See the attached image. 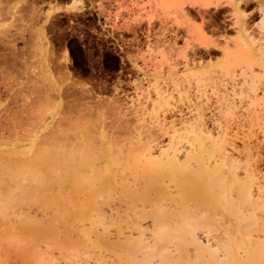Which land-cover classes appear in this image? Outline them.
<instances>
[{"label": "rangeland", "instance_id": "rangeland-1", "mask_svg": "<svg viewBox=\"0 0 264 264\" xmlns=\"http://www.w3.org/2000/svg\"><path fill=\"white\" fill-rule=\"evenodd\" d=\"M214 26L226 29L229 50H234L231 40L237 36L258 48L264 41V0H0V237H5L0 245H6L0 246V264L11 260L20 264L16 244L23 236L25 219L32 228L36 224L46 232L65 234L68 240L74 236L70 241L79 245V254L85 252L81 230L94 244V239H103L94 231L98 235L104 231V239L113 241L114 232L119 235V228L128 230L136 221H143L145 228L146 214L164 206L168 212L181 208L178 213H183L180 221L185 228H180L186 232L190 226L195 231L194 109L200 91L206 90L215 101L210 91L229 87L224 74L229 69L237 73L253 69L264 82V61L256 64L246 57L220 66L225 44L222 35L212 33ZM216 37H222L217 40L222 45L211 44ZM209 111L206 108L205 117ZM28 167L37 171L32 174L30 169L34 179ZM186 169L192 170L194 180L185 175ZM79 175L94 188L86 187ZM71 178L77 183L81 179L80 184L69 183ZM124 214H130L131 220ZM138 214L145 219L139 216L138 220ZM32 215L34 219L28 218ZM170 219L166 216L167 222ZM98 222L101 228L95 227ZM216 223L212 228H218ZM105 226L112 237L106 235ZM221 230L214 231L218 237ZM12 236L15 245L6 239ZM97 244L102 250L121 251L119 245H109L110 249L107 243ZM102 250L101 256L106 257L107 251ZM188 254L181 256L190 260Z\"/></svg>", "mask_w": 264, "mask_h": 264}, {"label": "bare ground", "instance_id": "bare-ground-1", "mask_svg": "<svg viewBox=\"0 0 264 264\" xmlns=\"http://www.w3.org/2000/svg\"><path fill=\"white\" fill-rule=\"evenodd\" d=\"M201 19L203 20L204 18L201 16ZM233 24H234V22H232V25ZM237 29H238V35H240L242 29L240 26H238ZM211 31L216 36L222 35L223 42L225 44V47L223 48V54H222L224 60H223V62H221V65H220L221 67H225L231 61H234L237 59L242 60L246 57L248 58L249 61H251L253 63H256V64H258L260 62L263 63V61H264V41H261V42H263L261 44H257L258 48H256L254 43H251V41H246L245 38H240V36H237L236 38H234V40H231V43L233 44V46L232 45L231 46L234 47V50H231V49L229 50L228 49V46H230V44L228 42L229 40L227 41V39L225 37L226 29L224 30V29H220L219 27L214 26L213 30H211ZM222 37H219L216 40L214 39V41L212 40L211 44H214L215 42L217 43V40L218 39L221 40ZM256 41H258V40H256ZM218 43H219V41H218ZM220 45H222V42ZM232 47H230V48H232ZM247 70L248 69L239 70L238 73L233 69H229L226 72H224L222 70L224 72V74L226 76L228 75V77H229V78L227 77L230 80L229 82L231 83V84H229V82H228L229 90H228V88H226L227 86H224V89H222L221 91H219L220 89L216 91V89H218V88L215 87L216 88L215 91L214 90L210 91V92H212V94L216 95V96L214 95L216 97V100L212 102V98L209 99L207 97V95L205 93L206 90L204 91L203 89H201L200 94L198 96V100H197V106H195L196 108L194 107L195 108L194 109V111H195L194 117L196 120L195 121V132H196V141L195 142L196 143L194 146V148H195V154L194 155H195V158H197V160L195 159L196 160V162H195L196 168L194 171L195 173H193L192 176H193V178L195 177V180L191 176L192 170H191V172H189L190 169L189 170L186 169V171H185L186 174L184 172H182V173H183V176L189 174V176H187V177L189 178L191 176V178L195 181L193 183L196 184V199H195V201H196V205H195L196 206V216L195 217H196V221H197L196 222L197 228L194 229L196 232L193 231L192 227H190V226L189 227L191 228L192 231L191 230L188 231L189 227H186V230H187L186 232L181 229V228L184 229L185 227H182V225H181L180 219L182 220V218L180 216H182L183 213L180 216H179V213L181 212L180 207H182L183 205L180 206L181 204L179 203L180 207L179 206L178 207L180 209H178V210L171 209L170 212H168L169 210L166 209L167 208L166 206H164V208L166 209L165 210L166 212L161 211V210H164V208L163 209L159 208V210H158L159 212L154 211L155 208L153 210H150V211H152V213L151 212L148 213L149 216H150V214H151V216H153L155 214L154 217L155 218L158 217V219H155L154 217L151 218L148 216V214H146V217H147L146 220L149 221L150 224L148 223V225H150V226H148L146 223V224H144L145 228H142L143 227V221L142 222L136 221L133 226L131 225L133 227V229H131V226H130V229L127 228L128 230L125 229V230H123L125 232H123L122 228L120 229L119 226L117 224H115L116 226H118L119 232L120 231L121 232L119 235H116V232H114V231L117 229H115L113 231L115 233L114 234L115 238L114 237H113L114 239L111 238V239H113V241L109 240V238L104 239V237H106V236H104L105 235L104 231L103 232L100 231L101 236L98 235L99 234L98 232L94 231L93 233H95V234L97 233L96 237L98 236V238L99 237L103 238V239H101V240L99 239L97 241H95L97 238L94 239V242H95V244H94L92 241L93 239H90V237H88L89 235L87 236L85 233H83L85 231L81 230L82 231L81 237L83 239L81 241L84 242L83 246L85 249L84 248L83 249L85 252H83V250H82L83 253L79 254V251H80L79 245L78 244H71L72 242L70 241V240H72V238H75L74 236L70 240H68V237L63 236L65 234L62 235L61 233H59V234H61V236L60 235L58 236L57 235L58 233L52 234V232L51 233H49L48 231L46 232V229H43V227L40 228L39 226H36V224H34V227L32 228V226H30L28 224L29 219L28 220L25 219V223L23 222L24 220L22 221V223H23V225H22L23 226V228H22L23 236L21 237V235H18V237H21V239L20 238H18V240L14 239V242H13V244L15 243V240H17L19 242V244L18 243L16 244V246L18 245L17 246L18 248L16 246L15 247L17 249V252L20 251L18 253V255H19L18 261L20 262V260H21L20 264H107V263H105L106 259H104L107 257H109V258L111 257L110 260L107 258L108 264H109V261H110V264L111 263L112 264H189V262L191 264H195V263L196 264H264V82L262 83L259 80V77H260L259 73L260 72L259 73L255 72V70H253V69H250L249 72H246ZM223 84H225V83H223ZM206 108H209L210 109L209 114L211 113L210 116H208V117H205ZM181 116L182 115H180V117ZM185 148H187V147H185ZM183 151H184V149H183ZM42 153H43V151H42ZM186 153L188 154V152H186ZM178 154H180V153H178ZM191 154H192V152H191ZM33 159H35V158H33ZM187 159H188V157H187ZM41 160H43V159H41ZM185 161H187V160H185ZM189 162H190V160H189ZM179 163H181V162H179ZM184 163H186V162H184ZM176 165H175V167H176ZM12 166H13V168L15 167L14 165H12ZM20 166H21V164H20ZM180 166H182V164ZM10 167H11V164H10ZM49 167H51V166H49ZM160 168H162V167H160ZM180 168H182V167H180ZM30 169L32 170V168L28 167V170H30ZM192 169H194V168H192ZM31 170L29 171L30 174H31ZM37 170H39V169H37ZM178 170L176 173H178ZM34 171L35 170H32V174ZM35 172L37 173V171H35ZM162 172L164 173L163 170H162ZM32 174H31V177L34 179L35 176L33 175L34 176L33 177ZM165 174H167V173H165ZM25 176H26V174H25ZM154 176H155V174H154ZM9 177H10V175H9ZM17 177H16V179H17ZM79 177L82 179V181H81V179H80V181L83 182V177H81L80 175H79ZM66 178H68V177H66ZM153 179H154V177H153ZM70 180H72V182L69 181V183L74 182V183H76V186L78 183L80 184L79 179H77L79 181L78 183H77V181H74V178H71ZM151 180H152V178H151ZM46 183L47 182H45V184ZM83 183H85L86 187H88L89 184L87 182H83ZM17 184H19V182H17ZM22 184H23V182H22ZM22 184H20V185H22ZM46 185L50 186L48 184H46ZM78 186H79V188L80 187L82 188L84 185H82V186L78 185ZM89 186H92V185H89ZM101 186H103V185H101ZM152 186H154V184H152ZM174 186H177V185H174ZM39 187L40 186H38V188ZM74 188L76 189L75 185H74ZM101 189H102V187H101ZM184 189L186 190L187 188H184ZM23 190H25V189H23ZM134 190H135V188H134ZM44 191H45V189H44ZM69 191L71 192V190H69ZM155 191H157V190H155ZM96 192L98 193V191H96ZM185 192H188V190H186ZM47 193L49 194L48 191H47ZM80 193H81V191H80ZM80 193L76 194V195L81 196ZM86 193H87V189H86ZM178 193H179V191H178ZM189 193H191V191ZM35 194H36V192H35ZM176 194H177V192H176ZM22 195H25V193L24 194L22 193ZM22 195L20 196V193H19L18 197L20 196V198H23L24 196L22 197ZM121 195H123V194H121ZM86 196H87V194H86ZM90 196H92V195H90ZM18 197L15 198V199H17L16 201H19ZM39 197L40 196H38L37 198H39ZM132 197H134V195ZM174 198H176V197H174ZM95 199L96 198H94L93 200H95ZM132 199H135V198H132ZM173 199H171V200H173ZM27 200L29 201V199H27ZM65 200H66V198H65ZM8 201H9V199H8ZM8 201H4V202L9 204L11 201L10 202H8ZM44 201H46V200H44ZM107 201H108V199H107ZM132 201H134V200H132ZM179 201H180V199H178V202ZM94 202H96V201H94ZM163 202H164V200H163ZM18 203H20V202H18ZM165 203H167V202H165ZM183 203L185 205V202H183ZM4 205H5V203H4ZM12 205H13V203L10 205V209H11ZM29 205H30V203H29ZM31 206H35V205H31ZM40 206H41V204H40ZM57 206H58V204H57ZM0 207H2V205ZM13 207H15V206H13ZM41 207H40V209H41ZM188 207H190V206H188ZM44 208H42V209H44ZM129 208L127 209V207H125V211H130ZM146 208L150 209L148 207H146ZM8 209H9V207H8ZM38 209H36V210H38ZM45 209H48V208H45ZM26 210H28V209H26ZM114 210H116V208ZM117 210H120V209H117ZM122 210L124 211V209H122ZM192 210H194V208ZM4 211H5V209H4ZM8 211H10V210H8ZM12 211L14 213V210H12ZM46 211L49 212V210H46ZM52 211H54V209H52L49 212V213H51L50 215H52V213H53ZM70 211H72V210H70ZM178 211H179V213H178ZM21 212H24V211H21ZM60 212H61V210H60ZM116 212H118V211H116ZM74 213H72L71 215H73ZM2 214H3V212H2ZM6 214L7 213L5 212V216H6ZM15 214L18 215L19 213L17 212V213H14V215ZM23 214H21L22 217H23ZM84 214H85V211H84ZM84 214H81V215H84ZM112 214H109V215H112ZM163 214H165V215H163ZM170 214H171V217L174 216L172 219H170ZM99 215L100 214H98V216ZM126 215H127V219H128L129 218L128 216L130 214L129 215L126 214ZM217 215L219 217H217ZM7 216H8V214H7ZM10 216H8L7 218H10ZM53 216L55 217V215H53ZM122 216H123V214H122ZM139 216H141V218H144L145 215L142 217V214H140V215L138 214V220L140 218ZM166 216H167V219L168 218L170 219V220H168L170 222H167ZM186 216H187V214H186ZM6 217H5V220L7 221ZM11 217L13 218V215ZM31 217H32V219H34L33 215L30 217L28 216V218H31ZM54 217H52V218L55 219ZM95 217L96 216H94L93 218H95ZM178 217H180L179 220H177ZM193 217L190 219L195 218V217L194 218ZM26 218H27V216H26ZM45 218H47V216ZM56 218L59 221L60 218L59 219H58V217H56ZM190 219H189V221H190ZM18 220L20 222V219H18ZM50 220L53 223H56L51 218H50ZM111 220H114V218ZM146 220H144V223L147 222ZM171 220H173V221H171ZM31 221H33V220H31ZM152 221H154V223ZM3 222H4V220H3ZM11 222L13 223L12 220H11ZM33 222H35V221H33ZM36 222L41 223L40 220L36 221ZM99 222H98V224H96L97 222L95 223L96 224L95 227H97V226H99L100 228L102 227L99 225ZM12 223L9 222L10 225ZM59 223H60V221H59ZM102 223H104V222H102ZM215 223L218 224L216 226L219 228V230H220V228L221 229L223 228V230H221V232L223 231L222 232L223 234L221 235V233L219 232V234L221 235V236L219 235V237H218L217 232H214L218 228H212V227H214ZM9 224L7 222V226ZM46 224H48V223H46ZM14 225L18 226V225H16V223H14ZM104 225L105 224H103V226ZM194 225H195V223H194ZM4 226L5 225H3V227ZM60 226H62V225H60ZM107 226H112V225H107ZM180 226H181V228H180ZM21 227H17V228H21ZM63 227L65 228L66 226H62L60 228H63ZM72 227L77 228L78 226L76 227L74 225ZM99 227H97V228H99ZM10 228H9V230H10ZM37 228H39V229H37ZM114 228H116V227H114ZM42 229L45 230L44 233H43ZM103 229H104V227H103ZM107 229H110V228L107 227ZM107 229L105 226V229H104L105 232L108 231ZM111 230H113V229H111ZM66 231H68L67 228H66ZM66 231H64L62 233H65ZM68 233L69 232H67V235H68ZM77 234H79V233H77ZM106 235L108 237L109 236L112 237L113 233L110 234V233L106 232ZM1 236H2V234H1ZM3 237H4V235H3ZM3 237H0V239ZM8 237H6V239L8 240V243H10L11 242L10 240L13 239L14 236H12V238H8ZM10 237H11V233H10ZM76 237H78V236H76ZM19 239H20V241H19ZM4 240H5V237H4ZM74 240H76V239H74ZM98 241H100V242H98ZM6 242L7 241H5V243ZM96 242L101 243V244L103 243L104 246L107 243L106 247L108 246L107 248H110V249H113V247L114 248L118 247L116 245H119V247H121V251H119V252L117 251L118 253H113V252H111V250L107 251L106 248H105V250H102L104 248L102 246H101L102 248L100 246H98L99 244H97ZM109 242H110V244H109ZM11 244H12V242H11ZM12 245H10V247ZM94 245H97V246H94ZM109 245L110 246L113 245V247L111 248ZM190 245H192V248H190ZM0 246L5 247L6 245L2 246V243H1ZM96 247L97 248L99 247L100 249L98 248V250H94ZM193 247L196 249H194ZM2 249H4V248H2ZM116 249H118V248H116ZM9 250L10 249H8V252H7L8 254H10ZM99 250H102L104 252L107 251V253L109 252V254H111V255L107 256V253H106V257L101 256V254H103V253H100ZM191 250H193V251H191ZM190 251L192 254L189 253ZM85 253H86V255H85ZM186 254H188V256L191 255L190 256L191 258H193L192 256H194V254H195V256H194L195 259L191 260V258H190V260H191L190 261L187 258L185 260L184 258H186L187 256L186 257H184V256ZM181 255H184V256H181ZM14 256L15 255H13V256L11 255V257H14ZM4 258H5V256H4ZM1 259H2V257H1ZM182 259H184V260H182ZM7 260H9V259H7ZM192 261H193V263H192ZM0 263H2V262L0 261ZM11 263H12V260H11Z\"/></svg>", "mask_w": 264, "mask_h": 264}]
</instances>
